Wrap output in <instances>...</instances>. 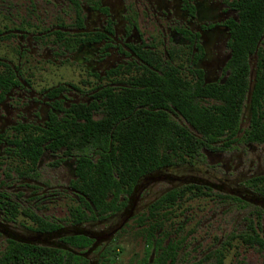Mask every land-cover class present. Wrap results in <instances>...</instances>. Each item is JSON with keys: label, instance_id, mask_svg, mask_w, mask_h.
<instances>
[{"label": "flooded vegetation", "instance_id": "obj_1", "mask_svg": "<svg viewBox=\"0 0 264 264\" xmlns=\"http://www.w3.org/2000/svg\"><path fill=\"white\" fill-rule=\"evenodd\" d=\"M254 2L0 0V264H217L216 252L227 264L235 239L264 264L261 242L244 239L264 242V170L227 176L264 143L245 134L264 32L251 52L232 47ZM237 65L248 68L238 129L206 140L183 98L217 107L204 92ZM197 197L251 205L255 222L188 248L182 205Z\"/></svg>", "mask_w": 264, "mask_h": 264}, {"label": "trees", "instance_id": "obj_2", "mask_svg": "<svg viewBox=\"0 0 264 264\" xmlns=\"http://www.w3.org/2000/svg\"><path fill=\"white\" fill-rule=\"evenodd\" d=\"M253 6L254 13L250 14L251 19L246 21V26L242 29L237 28L233 35L232 47L235 53L253 51L257 46L259 37L264 32V26L261 25L264 23V0H256ZM258 53L260 54V67L252 93L251 122L245 129V134L248 140L262 142L264 141V108H261L263 105L260 102L264 101V44L259 46ZM247 73V66L237 65L230 82L226 84L227 86L224 85L208 92H204L206 89L201 91L220 99L222 103L217 107H205L183 98L182 115L199 134L205 137L204 139L207 140L210 136L216 138L225 131L232 135L236 133L240 113L239 103L243 100L247 89ZM182 135V149L184 151L186 149L192 153L199 148L200 144L194 140L184 127L182 128ZM125 159L128 163V158L125 157ZM184 160L185 157H183ZM261 179L264 180V176ZM251 181L256 185L258 179ZM198 190H201V188L198 187ZM170 196L171 194L166 195L167 198ZM244 239L248 244H253L255 241L261 242L260 244L264 249V242L259 241L255 233H247ZM216 255V263L223 264L222 252H216Z\"/></svg>", "mask_w": 264, "mask_h": 264}, {"label": "rangeland", "instance_id": "obj_3", "mask_svg": "<svg viewBox=\"0 0 264 264\" xmlns=\"http://www.w3.org/2000/svg\"><path fill=\"white\" fill-rule=\"evenodd\" d=\"M250 148L244 156L246 166L243 161H240L235 170L227 174L228 180L235 176L244 177L245 175L239 173L246 171L249 166L252 167L253 172L257 168L264 170V143ZM238 154L240 155V152ZM204 168V165L199 166V173H202ZM216 174L218 177L224 176L221 170H217ZM230 202L232 201L230 200ZM241 204L233 202L230 206L227 202L219 204L211 197H197L185 201L182 205V212L188 214L191 219L184 224L183 230L193 233L188 237V248L202 250L208 248L213 242L216 243L215 239L218 237L224 239L226 234L245 231V227L250 224L249 218L253 219V223L255 222L251 216L255 208L251 205L241 208ZM262 226L264 228V221ZM227 248L229 249L225 252L224 257V262L227 264H263L262 254L257 248L244 246L240 239L233 240Z\"/></svg>", "mask_w": 264, "mask_h": 264}]
</instances>
